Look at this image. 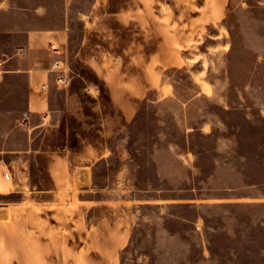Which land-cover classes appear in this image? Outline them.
I'll return each instance as SVG.
<instances>
[{"label": "rangeland", "instance_id": "374dc122", "mask_svg": "<svg viewBox=\"0 0 264 264\" xmlns=\"http://www.w3.org/2000/svg\"><path fill=\"white\" fill-rule=\"evenodd\" d=\"M56 25L69 79L56 85L100 102L91 186L17 208L0 264H264V0H0V56ZM79 142L60 140L70 169Z\"/></svg>", "mask_w": 264, "mask_h": 264}, {"label": "crops", "instance_id": "0c3cea01", "mask_svg": "<svg viewBox=\"0 0 264 264\" xmlns=\"http://www.w3.org/2000/svg\"><path fill=\"white\" fill-rule=\"evenodd\" d=\"M62 28L56 25L52 31L39 28L27 29L20 34L23 46L17 48L9 59L0 56V60L5 62V73L0 77V223L2 224L13 220L17 208L29 203H45V194H58L62 189L86 191L91 186L93 154L86 145L93 137L92 112L101 109L100 102L97 100V102L92 101L94 103L91 101L82 103L80 100H73L70 94L75 92L74 87L63 90L58 87L57 74L50 71L56 56L50 53L49 46L46 47L49 54L47 55L43 44L50 45L57 42L59 45H56L61 48L63 39H67V34ZM42 85L48 86L50 90L48 96L39 92ZM55 91H63V98L55 97ZM17 93H19L18 98L15 97ZM98 113L95 115V123L99 125L94 130L99 133V139L104 141L106 139L102 120L104 113L101 110ZM119 113L121 116L122 112ZM47 130L58 131L55 136L50 135L51 139L55 138V148L41 151L37 141L41 139L43 133H47ZM82 138L85 144L82 159L80 162L77 161V164L74 160L70 169V160L66 155L60 154V140H63L62 145L68 150H74ZM105 148L106 144L102 142L96 160L106 158L108 152ZM66 171H71L72 174L67 183H63L66 180L64 178L62 180L56 173ZM5 173H10L11 178L6 179ZM31 173H50L51 179L55 182L46 186L42 182H33L28 178Z\"/></svg>", "mask_w": 264, "mask_h": 264}, {"label": "built area", "instance_id": "2783aa9c", "mask_svg": "<svg viewBox=\"0 0 264 264\" xmlns=\"http://www.w3.org/2000/svg\"><path fill=\"white\" fill-rule=\"evenodd\" d=\"M49 51L51 54L55 55L57 58L52 63L51 70L57 74V84L59 86H66L69 83L68 75H67V68H65L64 64L62 63L61 59L59 58L62 54V50L59 46L54 43L49 45ZM5 73V62L0 60V77ZM48 91L47 85H42L39 88V92L46 93ZM5 178L10 179V173H5Z\"/></svg>", "mask_w": 264, "mask_h": 264}]
</instances>
